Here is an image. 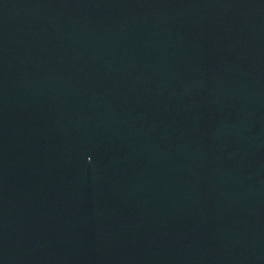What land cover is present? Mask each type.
I'll list each match as a JSON object with an SVG mask.
<instances>
[{
	"label": "water",
	"instance_id": "obj_1",
	"mask_svg": "<svg viewBox=\"0 0 264 264\" xmlns=\"http://www.w3.org/2000/svg\"><path fill=\"white\" fill-rule=\"evenodd\" d=\"M0 264H264V0H0Z\"/></svg>",
	"mask_w": 264,
	"mask_h": 264
}]
</instances>
